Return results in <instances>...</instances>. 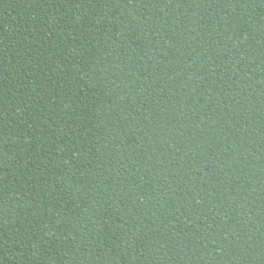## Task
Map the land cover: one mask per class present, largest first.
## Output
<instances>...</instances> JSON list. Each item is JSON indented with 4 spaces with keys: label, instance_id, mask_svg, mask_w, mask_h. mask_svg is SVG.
<instances>
[{
    "label": "trees",
    "instance_id": "16d2710c",
    "mask_svg": "<svg viewBox=\"0 0 264 264\" xmlns=\"http://www.w3.org/2000/svg\"><path fill=\"white\" fill-rule=\"evenodd\" d=\"M0 264H264V0H0Z\"/></svg>",
    "mask_w": 264,
    "mask_h": 264
}]
</instances>
